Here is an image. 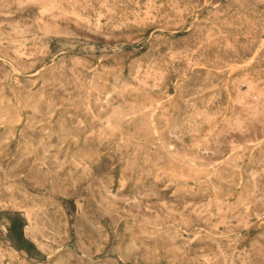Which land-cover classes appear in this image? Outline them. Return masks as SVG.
I'll return each mask as SVG.
<instances>
[{
	"label": "rangeland",
	"instance_id": "obj_1",
	"mask_svg": "<svg viewBox=\"0 0 264 264\" xmlns=\"http://www.w3.org/2000/svg\"><path fill=\"white\" fill-rule=\"evenodd\" d=\"M0 264H264V0H0Z\"/></svg>",
	"mask_w": 264,
	"mask_h": 264
}]
</instances>
